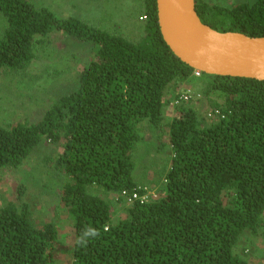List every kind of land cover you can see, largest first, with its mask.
<instances>
[{
  "label": "trees",
  "instance_id": "trees-1",
  "mask_svg": "<svg viewBox=\"0 0 264 264\" xmlns=\"http://www.w3.org/2000/svg\"><path fill=\"white\" fill-rule=\"evenodd\" d=\"M195 3L215 29L264 36V0ZM143 4L144 36L136 42L29 0H0L7 22L0 70L28 68L37 42L54 32L97 47L76 87L39 120L0 123V171L21 167L43 142L58 149L44 160L65 179L60 197L75 229L71 264H252L261 254L237 245L248 231L264 242V81L195 76L164 41L157 0ZM181 84L200 97L176 104L169 116ZM217 109L220 115H209ZM145 125L149 147L161 151L169 140L166 183L158 197L134 200L115 219L107 195L119 202L122 192L147 193L134 174ZM24 193L20 185L17 200L0 205V264H54L62 224L36 223ZM87 228L99 235L82 246Z\"/></svg>",
  "mask_w": 264,
  "mask_h": 264
},
{
  "label": "rangeland",
  "instance_id": "rangeland-1",
  "mask_svg": "<svg viewBox=\"0 0 264 264\" xmlns=\"http://www.w3.org/2000/svg\"><path fill=\"white\" fill-rule=\"evenodd\" d=\"M37 7L49 9L60 19L76 17L94 27L121 34L132 41L138 42L144 36L143 0H29ZM212 3L233 5L254 0H211ZM7 25L6 19L0 12V27ZM56 33V32H54ZM52 33L41 42H37L34 51L36 58L26 69L0 70V123L11 125L25 119L39 120L42 113L64 93L76 87L82 69L96 56V48L89 42H81L74 37H65ZM40 39V38H39ZM198 77V76H197ZM193 88L186 84L177 87V91ZM173 101L169 102L166 110L171 116ZM203 111L208 110L204 103H198ZM148 127L144 126V138L141 148L134 155L136 168L135 178L147 188L148 197L155 198L166 183L165 176L170 164L171 146L168 134V145L158 151L146 144L150 135ZM150 140V139H149ZM140 145V144H139ZM151 145V144H150ZM58 149L48 142L37 146L28 156L25 163L11 170L0 171V205L17 200L19 186H25L24 198L30 203L35 222L55 220L62 224L60 243H58L54 264H71L73 260V238L75 229L66 208L61 201V191L65 179L46 164V156H54ZM100 195L106 193L95 188ZM112 204L113 217H122L128 202L121 199L117 202L113 194L107 195ZM261 236H253L246 232L237 245L242 248L250 247L260 253L261 258L253 255L252 264H264V242Z\"/></svg>",
  "mask_w": 264,
  "mask_h": 264
},
{
  "label": "water",
  "instance_id": "water-1",
  "mask_svg": "<svg viewBox=\"0 0 264 264\" xmlns=\"http://www.w3.org/2000/svg\"><path fill=\"white\" fill-rule=\"evenodd\" d=\"M157 11L164 41L194 70L264 81V36L221 31L205 24L195 0H157Z\"/></svg>",
  "mask_w": 264,
  "mask_h": 264
},
{
  "label": "built area",
  "instance_id": "built-area-1",
  "mask_svg": "<svg viewBox=\"0 0 264 264\" xmlns=\"http://www.w3.org/2000/svg\"><path fill=\"white\" fill-rule=\"evenodd\" d=\"M200 71H197L195 70L194 72V75L195 76H199L200 75ZM196 96V97H200V94H195L191 88H188L186 90H183L178 98L176 97L174 100H173V105H176V104H179L183 101H188L190 98H192L193 96ZM221 112L217 109V110H212L210 111V116H218L220 115ZM123 200H125L126 202L128 203H131L133 202L134 200H137V199H140V200H147L149 197H148V194L145 193L144 195L140 196L137 192L132 194L131 196L126 194L125 192H122L120 195H119ZM154 197H156V195H154Z\"/></svg>",
  "mask_w": 264,
  "mask_h": 264
},
{
  "label": "clouds",
  "instance_id": "clouds-1",
  "mask_svg": "<svg viewBox=\"0 0 264 264\" xmlns=\"http://www.w3.org/2000/svg\"><path fill=\"white\" fill-rule=\"evenodd\" d=\"M99 235V233L97 232L96 229L94 228H87L83 231L81 237L79 238L78 240V243L81 244L82 246H86L87 243L89 242L88 241V238L89 237H97Z\"/></svg>",
  "mask_w": 264,
  "mask_h": 264
},
{
  "label": "crops",
  "instance_id": "crops-1",
  "mask_svg": "<svg viewBox=\"0 0 264 264\" xmlns=\"http://www.w3.org/2000/svg\"><path fill=\"white\" fill-rule=\"evenodd\" d=\"M263 217H264V215H263Z\"/></svg>",
  "mask_w": 264,
  "mask_h": 264
}]
</instances>
